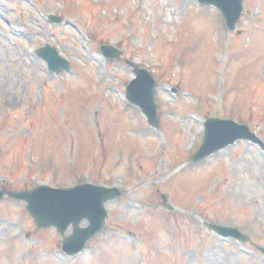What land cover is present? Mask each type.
I'll return each mask as SVG.
<instances>
[{
	"label": "rangeland",
	"instance_id": "rangeland-1",
	"mask_svg": "<svg viewBox=\"0 0 264 264\" xmlns=\"http://www.w3.org/2000/svg\"><path fill=\"white\" fill-rule=\"evenodd\" d=\"M242 5L229 31L196 0H0V189L91 182L122 191L106 204L104 231L73 259L54 229L35 230L24 203L3 198L0 264H264L253 246L264 247L256 147L238 140L177 173L206 117L248 124L264 142V0ZM51 14L72 26L50 24ZM46 43L70 73H48L35 55ZM108 43L122 59L94 57ZM124 59L156 78L159 129L119 99L133 77ZM203 221L249 241L223 240Z\"/></svg>",
	"mask_w": 264,
	"mask_h": 264
},
{
	"label": "water",
	"instance_id": "water-1",
	"mask_svg": "<svg viewBox=\"0 0 264 264\" xmlns=\"http://www.w3.org/2000/svg\"><path fill=\"white\" fill-rule=\"evenodd\" d=\"M217 3L226 12H223L229 26L233 25L240 10L241 0H217ZM227 14V15H226ZM232 17L234 18L232 20ZM45 57L56 64L66 67V62L59 58L53 49H45ZM117 56V52H113ZM137 79L132 81L127 89V97L136 102L142 109L149 113L154 125L157 118L154 114V89L150 77L141 70L136 69ZM217 128L215 131L213 129ZM216 132V133H214ZM238 137H248L236 129L230 122L211 120L206 131L202 152L194 157L198 160L210 152L232 142ZM119 194L115 188H105L91 184L75 185L65 189L39 188L33 191L8 192V195L26 201L28 212L34 217L38 226H55L60 233H64L67 227L72 225V233L63 239V250L67 253H76L87 239L99 231L104 223L106 209L104 202ZM3 195L0 192V198ZM86 219L88 225L80 227L81 220ZM216 230L221 227L212 226ZM231 235L243 240L244 235L236 230L230 231Z\"/></svg>",
	"mask_w": 264,
	"mask_h": 264
},
{
	"label": "bare ground",
	"instance_id": "bare-ground-1",
	"mask_svg": "<svg viewBox=\"0 0 264 264\" xmlns=\"http://www.w3.org/2000/svg\"><path fill=\"white\" fill-rule=\"evenodd\" d=\"M172 14V13H171Z\"/></svg>",
	"mask_w": 264,
	"mask_h": 264
}]
</instances>
